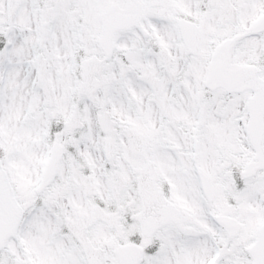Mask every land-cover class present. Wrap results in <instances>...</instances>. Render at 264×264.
I'll list each match as a JSON object with an SVG mask.
<instances>
[{
	"label": "snow or ice",
	"instance_id": "6c2138e0",
	"mask_svg": "<svg viewBox=\"0 0 264 264\" xmlns=\"http://www.w3.org/2000/svg\"><path fill=\"white\" fill-rule=\"evenodd\" d=\"M0 264H264V0H0Z\"/></svg>",
	"mask_w": 264,
	"mask_h": 264
}]
</instances>
